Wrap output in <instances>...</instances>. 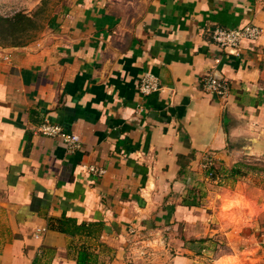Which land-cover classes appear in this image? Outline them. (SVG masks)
I'll return each mask as SVG.
<instances>
[{"label":"crops","instance_id":"1","mask_svg":"<svg viewBox=\"0 0 264 264\" xmlns=\"http://www.w3.org/2000/svg\"><path fill=\"white\" fill-rule=\"evenodd\" d=\"M248 22L262 31L238 55L212 41ZM0 53V264L264 252V0H62L42 37ZM213 70L223 98L201 87ZM147 74L159 89L144 95ZM45 121L79 148L40 134Z\"/></svg>","mask_w":264,"mask_h":264},{"label":"built area","instance_id":"2","mask_svg":"<svg viewBox=\"0 0 264 264\" xmlns=\"http://www.w3.org/2000/svg\"><path fill=\"white\" fill-rule=\"evenodd\" d=\"M262 28L254 23L248 22L242 25L225 27L217 25L211 29V38L221 50L230 54H239V49L244 40H256L261 34ZM0 59L9 60V54L0 53ZM219 59H216V62ZM201 87L203 91L223 98L229 91V82L222 76H219L214 70L209 71L201 78ZM159 89V82L153 75H145L140 78L138 90L140 93L147 95ZM36 130L45 136L59 137L69 150L78 149L80 146V138L75 133L65 132L62 127L56 123L42 122ZM203 166L207 170L209 178H216L214 173V165L211 158H207ZM88 170L93 174H102L103 168L89 166ZM44 227L37 228L35 236L44 230Z\"/></svg>","mask_w":264,"mask_h":264},{"label":"rangeland","instance_id":"3","mask_svg":"<svg viewBox=\"0 0 264 264\" xmlns=\"http://www.w3.org/2000/svg\"><path fill=\"white\" fill-rule=\"evenodd\" d=\"M21 1L22 2H18L16 0H0V14L12 15L17 11H24L33 15L37 25L36 30L31 32L33 38L30 41L42 37L44 33L49 30L53 14L58 11L62 0H31V2L29 0ZM262 76L264 82V61ZM262 166V168H264V165ZM244 261L243 264H264V252H259L256 258H245Z\"/></svg>","mask_w":264,"mask_h":264},{"label":"trees","instance_id":"4","mask_svg":"<svg viewBox=\"0 0 264 264\" xmlns=\"http://www.w3.org/2000/svg\"><path fill=\"white\" fill-rule=\"evenodd\" d=\"M37 22L33 15L17 11L12 15L0 14V44L22 45L32 38L31 32L36 30Z\"/></svg>","mask_w":264,"mask_h":264}]
</instances>
